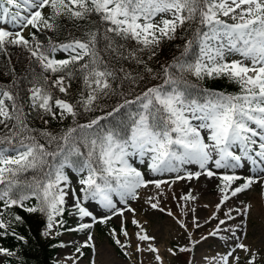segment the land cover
Listing matches in <instances>:
<instances>
[{"label": "snow or ice", "instance_id": "obj_1", "mask_svg": "<svg viewBox=\"0 0 264 264\" xmlns=\"http://www.w3.org/2000/svg\"><path fill=\"white\" fill-rule=\"evenodd\" d=\"M0 25L12 29L0 26V58H6L4 75L11 77L7 84L0 83V236L24 240L14 229L8 231L14 222H24L13 209L43 215L45 237L64 227L65 213L92 221L67 231L106 224L114 216L126 219V213L134 217L128 201L138 199L139 190L150 186L158 192L146 203L163 212L158 199L164 195L162 185L171 188L176 181L204 175L219 181V202L209 217L218 224L209 235L223 231L230 235L220 239L234 241L210 264H240L237 250L248 257L246 264H257L258 253L244 242L247 232L241 227L251 219L253 205L241 201V207L229 208L224 219L217 213L254 185L260 186L264 199V0H0ZM186 26L192 27L180 56L155 71L149 62L158 57L162 41L176 39ZM13 48L27 54V65L19 73L12 65ZM59 53L64 58H57ZM231 54L241 59H228ZM127 61L142 66L143 73L125 68ZM146 75L161 82L132 98L121 91L122 102L111 110L85 123L76 121L78 108L93 112L101 97L117 94L125 81L139 84ZM189 75L201 80L227 78L240 91L202 89L193 95L189 90L196 86ZM74 78L83 84L75 103L55 95L58 90L68 96ZM48 116L61 120L71 116L74 125L59 134L31 126L33 119L47 125ZM133 159L146 163L153 176L177 175L171 183L147 178ZM248 163L256 175H238L236 170ZM187 165H198L199 170H188ZM66 169L77 175L79 187L73 186ZM113 196L124 207H118ZM179 199L187 202L196 197L189 191ZM85 201H95L111 214L98 218ZM237 216L243 218L241 224L221 228ZM197 221L193 216V225L199 228ZM177 223L187 230L183 220ZM132 224L139 228L137 240L147 242L144 248L137 244L136 251L155 253L162 264L156 238L135 218ZM110 234L122 249L130 246L118 238L129 236L123 221L120 233L113 229ZM92 241L89 233L81 247L95 254ZM81 247L76 248L80 256ZM167 251L176 254L171 248ZM0 255L11 257L15 252L0 247ZM78 259L66 257L71 264Z\"/></svg>", "mask_w": 264, "mask_h": 264}, {"label": "rangeland", "instance_id": "obj_2", "mask_svg": "<svg viewBox=\"0 0 264 264\" xmlns=\"http://www.w3.org/2000/svg\"><path fill=\"white\" fill-rule=\"evenodd\" d=\"M47 12V9H45ZM231 22V21H229ZM12 30L9 25H0ZM27 31H25V35ZM60 57H64L65 54H57ZM228 59H241L238 54H231ZM206 135V133H205ZM135 167L143 172L147 178L164 179L170 183L177 175V173H164L162 175L153 176L147 169V165L139 163L138 159L131 161ZM212 167L211 165H209ZM188 170L198 171V165L185 166ZM215 171V169L213 168ZM222 171V170H220ZM237 174L242 177L249 175H256L253 171V166L248 163L246 167L237 169ZM66 172L70 176L73 186L79 187L77 184V175L70 169H66ZM183 175V173H180ZM242 182V181H241ZM219 181L215 178L209 179L202 175L199 179L180 180L175 183H171V188L167 185H162L164 195L158 196L160 201L159 209H152L148 203H146L149 196L157 195L158 190L154 186H150L149 189H140V196L136 200H129L128 203L135 209V216L132 213H126V219L120 216H114L106 224L96 223L92 228L84 231H67V229L77 228L79 223H91L90 217H85L82 221L78 215H69L65 213L63 219L66 224L61 228V233L58 235V248L54 255L55 264H71V261H66V257H77L79 259L76 264H161L155 259L156 254L148 251L137 252L136 245L140 244L142 248L147 246V242L141 243L136 238V233L139 231L136 225L132 224V219L135 218L139 221L140 225L144 227L150 236H154L155 246L159 249V255L162 258V264H187L185 256L180 255L178 250L181 247H187L193 249V254L189 261L191 264H210V259L217 256V254H223L229 250V247L234 243L232 240H222L221 236H228L230 233L221 231L217 236H210L218 220H210L212 213L216 210L215 205L219 202L220 194L217 188ZM191 191V194L196 197L194 201H183L179 198ZM251 192L253 195L251 196ZM261 188L259 185H254L250 191L239 194L237 198H232L222 206L221 211L217 213L220 219H224V213L229 208L241 207V201L245 204L253 205V212L251 219L245 221L241 227L247 232L246 239L244 240L250 247H252L258 253L257 264H263L264 262V199H261ZM175 197V198H174ZM114 201L117 202L118 207H124L118 203L119 198L113 196ZM69 205L73 203L71 198L68 199ZM85 205L93 212V215L98 218L104 215H110L111 213L102 208L95 201H85ZM207 205L208 207H205ZM187 212V215H183L181 209ZM195 208V212L191 211ZM70 212H74V209H69ZM173 213L172 216L168 215V212ZM233 215H236L233 212ZM193 216L198 218V223L201 227L196 228L193 225ZM10 219V217H7ZM177 219H181L187 225V230L181 228L177 223ZM243 218L237 216L235 220L228 221L227 225L221 226L225 228L228 225L241 224ZM123 227L129 233L128 237L122 234L118 235V238L130 245L122 249L117 245L112 236L111 230H116L119 234L120 229ZM14 222L13 224H15ZM45 230V228H44ZM43 230V231H44ZM56 229L53 233L47 237L41 236L43 239L51 238L55 235ZM43 233V232H42ZM89 233L93 236L92 243L95 246V254L89 247H81L87 241ZM191 233V238H189ZM237 235H243L242 232H237ZM2 236H0L1 238ZM206 237V239H202ZM199 241V243H194ZM0 242V247H1ZM63 245V246H61ZM81 247L83 255L80 256L76 252V248ZM171 248L176 253L172 255L167 250ZM125 252L128 255H125ZM237 254L241 257L240 264H246L248 257L241 251L237 250ZM0 264H5V256L0 255Z\"/></svg>", "mask_w": 264, "mask_h": 264}, {"label": "trees", "instance_id": "obj_3", "mask_svg": "<svg viewBox=\"0 0 264 264\" xmlns=\"http://www.w3.org/2000/svg\"><path fill=\"white\" fill-rule=\"evenodd\" d=\"M65 23L70 22L65 21ZM192 26H186L184 30H179L178 37L174 40H164L162 41L160 48L158 51V57L154 58L149 62V65L155 70L160 71L161 64L166 62H171L174 56H180L183 45L184 38L187 37L190 32L189 29ZM79 35V33H77ZM13 53L11 56L12 65L16 68L17 72H22L24 67L27 65V60L25 59L26 53H24L21 49L13 48L10 49ZM57 58H61L58 57ZM147 59V57H144ZM191 58V54L190 57ZM6 58H0V83L7 84L11 77L4 75V71H6L4 64L6 63ZM124 67L133 72L143 73L142 66L136 65L134 62L127 61L123 62ZM188 80L192 85H195V88H191L189 91L192 92L193 95L201 92L202 89H210L217 92H225L230 94H236L240 91L239 85L232 83L227 78L220 79H197L195 76L189 75ZM159 80H153L150 76H145V79L139 84H131L127 81L123 83L122 88H117L115 95H109L107 97H101L97 101V108L93 112L85 113L82 108H78V116L76 117V121L79 123H85L89 118L103 115L105 112L111 110V108L117 103L122 102L123 97L119 95L121 91L125 94L131 93L128 98H132L135 94H138L143 88L152 86L153 84L160 83ZM71 89L68 96H65L62 93H59L58 90L55 91V95L64 99H68L70 102L75 103L80 98V92L83 88L82 80L79 78H74L70 81ZM120 84V81L114 82V87ZM49 123L45 125L40 119L31 120V126L36 129H44L46 128L48 131L59 134L63 130L67 129L70 126L74 125L73 118L68 116L67 118L61 119H52V117H46ZM41 142H44L41 140ZM30 203H35V201H31ZM17 214L23 217V223H16L11 225L9 228V232L13 229L16 231L18 235L24 236V240H18L12 235H5L1 237L2 246L10 249L15 252L14 256L6 257V264H54V255L57 251V239L49 238L42 239L41 232L46 225V219L43 215L39 213H26L21 209H13ZM60 231V230H58ZM189 252H180V255L185 256L186 263L189 264V258L192 254V248ZM264 264V262H263Z\"/></svg>", "mask_w": 264, "mask_h": 264}, {"label": "bare ground", "instance_id": "obj_4", "mask_svg": "<svg viewBox=\"0 0 264 264\" xmlns=\"http://www.w3.org/2000/svg\"><path fill=\"white\" fill-rule=\"evenodd\" d=\"M253 195V192H251V196Z\"/></svg>", "mask_w": 264, "mask_h": 264}]
</instances>
